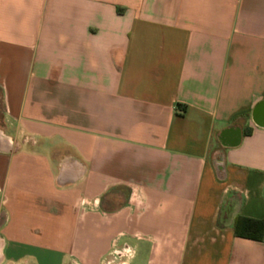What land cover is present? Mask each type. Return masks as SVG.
Segmentation results:
<instances>
[{
	"label": "crops",
	"instance_id": "crops-1",
	"mask_svg": "<svg viewBox=\"0 0 264 264\" xmlns=\"http://www.w3.org/2000/svg\"><path fill=\"white\" fill-rule=\"evenodd\" d=\"M239 216L264 0H0V264H264Z\"/></svg>",
	"mask_w": 264,
	"mask_h": 264
},
{
	"label": "trees",
	"instance_id": "trees-1",
	"mask_svg": "<svg viewBox=\"0 0 264 264\" xmlns=\"http://www.w3.org/2000/svg\"><path fill=\"white\" fill-rule=\"evenodd\" d=\"M235 237L261 242L264 238V220L236 217L233 222Z\"/></svg>",
	"mask_w": 264,
	"mask_h": 264
},
{
	"label": "built area",
	"instance_id": "built-area-1",
	"mask_svg": "<svg viewBox=\"0 0 264 264\" xmlns=\"http://www.w3.org/2000/svg\"><path fill=\"white\" fill-rule=\"evenodd\" d=\"M131 251L128 247H123L120 251L115 252V256L121 258L122 256L130 255ZM109 263V262H108Z\"/></svg>",
	"mask_w": 264,
	"mask_h": 264
},
{
	"label": "rangeland",
	"instance_id": "rangeland-1",
	"mask_svg": "<svg viewBox=\"0 0 264 264\" xmlns=\"http://www.w3.org/2000/svg\"><path fill=\"white\" fill-rule=\"evenodd\" d=\"M106 262H109V264H124V263H125V259H124V258H122V259H117V260H115V261L113 262V257L110 256V257L107 259Z\"/></svg>",
	"mask_w": 264,
	"mask_h": 264
}]
</instances>
